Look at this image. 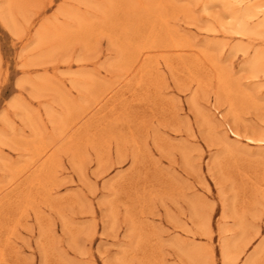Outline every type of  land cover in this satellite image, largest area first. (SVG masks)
<instances>
[{
  "label": "rangeland",
  "instance_id": "1",
  "mask_svg": "<svg viewBox=\"0 0 264 264\" xmlns=\"http://www.w3.org/2000/svg\"><path fill=\"white\" fill-rule=\"evenodd\" d=\"M231 1L0 0V264H223L234 238L264 264V34Z\"/></svg>",
  "mask_w": 264,
  "mask_h": 264
},
{
  "label": "bare ground",
  "instance_id": "2",
  "mask_svg": "<svg viewBox=\"0 0 264 264\" xmlns=\"http://www.w3.org/2000/svg\"><path fill=\"white\" fill-rule=\"evenodd\" d=\"M106 1V0H105ZM230 1V0H229ZM233 4L235 5H238L240 10H239V13L237 12H234V33L240 37H247V38H250V37H253L255 35H261L264 34V0H232L231 1ZM104 3V2H103ZM231 4V3H230ZM105 5V4H104ZM103 5V6H104ZM98 6V5H97ZM102 6V7H103ZM7 7V6H6ZM4 7L6 10L8 8ZM3 8V11H6L4 10ZM61 8V7H60ZM59 8V9H60ZM104 8V7H103ZM1 9V7H0ZM74 10V9H73ZM10 11V10H9ZM4 12L7 13L5 14L6 16H3V20H4V24H5V27H7V29H9L13 35L15 36H19L20 32H19V29L17 27V24L14 22V17L12 18V16L9 17L8 15V12ZM21 11V10H20ZM59 11H62V9H60ZM1 12V11H0ZM65 13V11H63ZM67 12V11H66ZM11 14V12H9ZM61 13V12H60ZM106 14V13H105ZM0 15L2 16V14L0 13ZM13 15V14H12ZM190 17V16H189ZM86 18V17H85ZM261 18V19H260ZM260 19V20H259ZM2 20V18L0 19ZM2 20V21H3ZM50 20V19H49ZM254 20H258L257 23L255 24H251L252 21ZM17 21V20H16ZM57 21V20H56ZM77 21V20H76ZM73 22V21H72ZM60 23V22H59ZM80 24V23H79ZM78 24V25H79ZM71 26V25H70ZM48 28V27H47ZM46 28V29H47ZM56 28H58L59 30L57 31H60V30H63L62 28H59L56 26ZM55 28V30H56ZM77 28V27H76ZM54 29V28H53ZM52 29V30H53ZM232 29V28H231ZM50 30V29H49ZM50 32V31H49ZM53 32V31H52ZM44 33H48L45 31V27L42 26L40 30H38V32H36V35H37V40H41L43 41V37H44ZM35 35V36H36ZM52 35H56V33L54 34H51ZM58 35V34H57ZM46 36V35H45ZM57 37V40H58V36H55ZM61 37V36H60ZM47 39V37H45ZM51 38V37H50ZM52 39L54 41V37L52 36ZM50 39V40H52ZM49 39H47L48 41ZM40 41V42H41ZM36 42V41H35ZM37 43V42H36ZM58 43V42H56ZM42 44V42L40 43V45ZM44 44V43H43ZM37 46H39L38 44H36ZM57 46V45H56ZM174 47H177V45H174ZM262 54V53H261ZM147 56V53L146 52H140L139 55L137 56V59H136V65L132 67V71H134L136 69V67H138V65L142 62L143 58ZM37 59V58H36ZM27 62V61H26ZM30 63V62H29ZM122 63V62H121ZM28 66V65H27ZM251 69V72L253 74H256L257 73H264V56L260 55V54H255L254 58H253V61L250 63V67ZM197 69V68H196ZM122 72V71H121ZM260 73V74H262ZM85 75V74H83ZM221 75V74H220ZM94 77V76H93ZM221 77V76H220ZM40 79V78H39ZM46 80V79H45ZM92 81V80H91ZM126 82V81H125ZM92 83V82H91ZM35 85V84H34ZM37 85V83H36ZM108 85V84H107ZM191 85V84H190ZM37 87V86H36ZM43 87V86H41ZM45 88V87H44ZM43 88V89H44ZM39 90H42V89H39ZM45 90V89H44ZM38 90H36L37 92ZM33 92V91H32ZM245 92V91H244ZM40 94V93H39ZM34 96V94H32ZM38 96V95H37ZM35 97V96H34ZM60 98V97H59ZM84 100V99H83ZM218 100V99H217ZM196 104V102H194ZM195 106V105H194ZM23 107V106H22ZM26 107V106H25ZM196 109V108H195ZM166 110V109H165ZM62 111V110H60ZM54 112V111H53ZM203 114V113H202ZM233 115V114H232ZM60 115H58L59 117ZM203 116V115H202ZM39 117V116H38ZM55 118V117H54ZM206 118V116H205ZM204 118V119H205ZM207 119V118H206ZM205 119V120H206ZM208 120V119H207ZM208 122V121H207ZM32 123V122H31ZM34 123V122H33ZM209 123V122H208ZM226 124V123H225ZM30 125V124H29ZM31 126V125H30ZM207 126V125H206ZM228 130L230 129V133L231 135L236 139V140H239L241 139V136L237 133V132H234L230 126L228 125ZM214 130V129H213ZM264 137V136H262ZM247 138V137H245ZM252 138H247L246 140L248 142H253L251 140ZM258 139V138H257ZM227 143V142H225ZM255 143V142H254ZM257 143H261V144H264V139H260L258 140ZM55 146V145H54ZM46 153V152H45ZM45 156V155H44ZM24 172V171H23ZM26 172V171H25ZM83 175V174H82ZM84 177V176H83ZM5 185V184H4ZM222 194V193H221ZM156 195V194H155ZM223 198V197H222ZM225 199V198H224ZM226 201V200H225ZM197 202V201H196ZM200 202V201H198ZM225 203V202H224ZM200 204V203H198ZM223 204V202H222ZM193 205V204H192ZM229 205V204H227ZM194 206V205H193ZM192 206V211H194L193 215L195 218H197V213H196V208H194ZM197 206V205H196ZM226 206V205H225ZM210 207V206H209ZM202 208V207H200ZM199 208V209H200ZM224 208V207H223ZM194 209V210H193ZM228 209V208H227ZM201 210V209H200ZM223 210V209H222ZM203 212V211H202ZM227 212V211H226ZM196 213V214H195ZM206 213V212H205ZM225 213V212H224ZM201 217H202V214H200ZM226 216V215H225ZM19 217V216H18ZM193 217V218H194ZM199 217V218H201ZM199 220V219H198ZM197 220V221H198ZM203 220L200 223L201 227L202 228V231L203 232V235H207L209 238H212V222H211V215L208 214L204 219H201ZM139 222V221H138ZM113 224V223H112ZM222 224V223H221ZM114 227V226H113ZM222 227H223V224H222ZM111 228H112V225H111ZM199 228V229H200ZM221 228V226H220ZM244 228V227H243ZM258 228V227H257ZM111 230V229H110ZM134 230V229H132ZM223 230V228L221 229V231ZM226 230V229H224ZM238 230V229H237ZM246 230V229H245ZM13 231V230H12ZM228 231V230H227ZM227 231L225 233H227ZM241 231V230H240ZM257 231V230H256ZM223 232V231H222ZM95 233V232H94ZM132 233V232H131ZM225 233H222V234H225ZM259 232H257L255 235H257ZM92 234V233H91ZM155 234V233H154ZM240 234V233H239ZM254 235V236H255ZM206 236V237H207ZM157 237V236H156ZM244 237V236H243ZM227 239V237H225ZM224 238V239H225ZM240 238V236L238 237ZM248 238V237H247ZM138 240V239H137ZM223 240V239H222ZM238 240V239H237ZM237 240L236 238L232 239V240H228V241H224L222 244H221V247H220V254H221V259H222V263L223 264H234L236 261L239 260L240 256L243 255L246 251V249L248 248L249 244H250V241H246L244 243H241V247L238 246L237 247ZM241 241V240H240ZM243 242V241H242ZM262 244V243H261ZM181 247V246H180ZM260 247V246H259ZM183 249V248H182ZM181 249V250H182ZM203 250V249H202ZM254 251V250H253ZM262 251V250H261ZM260 251V252H261ZM185 252V251H184ZM259 252V253H260ZM258 253V252H257ZM191 254V253H190ZM192 254H197V252L195 253L193 251ZM192 254L190 256H192ZM206 254V253H205ZM189 255V254H188ZM253 255L255 256V254L253 253ZM2 254L0 253V258H1ZM213 256V254H212ZM251 256V255H250ZM257 256V255H256ZM249 257V256H248ZM188 258V257H187ZM212 258V257H211ZM190 259H194L192 262L196 261L197 258L195 259L194 257L192 258H189ZM255 258H253L252 256L250 258H248L247 261H244L246 262V264H254L253 262L256 260H254ZM159 261V260H158ZM198 261V260H197ZM196 261V262H197ZM126 263V262H125ZM211 264H215L214 260L212 261Z\"/></svg>",
  "mask_w": 264,
  "mask_h": 264
}]
</instances>
